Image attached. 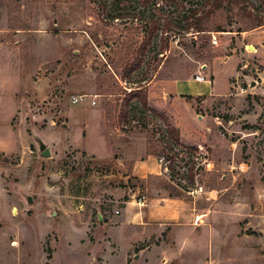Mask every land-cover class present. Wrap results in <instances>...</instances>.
<instances>
[{
  "label": "rangeland",
  "instance_id": "1",
  "mask_svg": "<svg viewBox=\"0 0 264 264\" xmlns=\"http://www.w3.org/2000/svg\"><path fill=\"white\" fill-rule=\"evenodd\" d=\"M206 2L0 0V264H264V26L228 7L188 33ZM148 156L161 175L130 177ZM161 199L182 221L118 228Z\"/></svg>",
  "mask_w": 264,
  "mask_h": 264
},
{
  "label": "crops",
  "instance_id": "2",
  "mask_svg": "<svg viewBox=\"0 0 264 264\" xmlns=\"http://www.w3.org/2000/svg\"><path fill=\"white\" fill-rule=\"evenodd\" d=\"M212 82L206 81L204 83L199 84V87L193 89L184 85L181 82L180 86L178 84L177 88L179 90L178 94L181 95H195L194 93H198L199 91H204L206 94H209L212 89ZM182 91V92H181ZM188 92V93H187ZM130 177H134L135 179L144 180L149 175L151 176H160L162 173L161 166L158 161L152 157L148 156L143 161H135L130 167ZM132 198V197H131ZM126 202V207L123 210L122 216L119 218L118 228L122 229L124 232L128 229L138 230L142 229L141 227H149L151 225L157 226H165L167 225V221L174 219L175 221L178 219L182 221L183 214L181 212V208L184 207L182 200L178 199H161L164 204H160L157 209H150V213L147 214L146 220L141 218L138 213L131 214V202ZM168 207L175 208L174 210L168 209ZM154 208V207H153ZM121 215V214H119ZM140 220H142L141 223ZM178 221V222H179ZM181 225V223H180ZM131 241V240H130Z\"/></svg>",
  "mask_w": 264,
  "mask_h": 264
},
{
  "label": "trees",
  "instance_id": "3",
  "mask_svg": "<svg viewBox=\"0 0 264 264\" xmlns=\"http://www.w3.org/2000/svg\"><path fill=\"white\" fill-rule=\"evenodd\" d=\"M140 1H142L145 5L154 4L156 2V0H140ZM258 1L260 2L262 10L264 11V0H258ZM206 6L209 7V10L206 13H203L200 15V12H194L191 14L190 21L192 22L185 29L187 32L190 31L191 29H195L198 34L208 33V32H221L222 31L221 26L215 27L214 30H210L209 26H210L212 17H214L217 14V12L224 10L225 8H228V7L231 9L238 8L239 12L244 17H247L251 22H253L255 27L264 26V17H262V15L259 14L258 9L256 10V13L248 12V7L249 6L253 7V5L249 2V0H207ZM168 30L169 28H167V31ZM165 50H167L166 46H165L164 51ZM136 92L137 93L135 94L133 98H138V100L142 103V106L144 107V109H149L147 98L143 97L140 94L141 90H138ZM182 97L185 99L191 98L187 96H182ZM153 113L157 115L156 112H153ZM167 133H168L169 138L174 142L175 145L177 146L181 145L179 130H177L176 128L168 127ZM172 170L174 169L172 168ZM191 178L192 180H194L193 175L191 176Z\"/></svg>",
  "mask_w": 264,
  "mask_h": 264
},
{
  "label": "built area",
  "instance_id": "4",
  "mask_svg": "<svg viewBox=\"0 0 264 264\" xmlns=\"http://www.w3.org/2000/svg\"><path fill=\"white\" fill-rule=\"evenodd\" d=\"M213 44L214 45L218 44L216 39L213 41ZM195 79L198 83L206 82L205 78L201 75H197L195 77ZM96 100H97V96L80 95V96H73L71 99V102L74 105H80V104L85 103V102H90L91 106H95ZM145 200H146L145 197H142L140 199V202H144ZM116 214L119 215V212H116Z\"/></svg>",
  "mask_w": 264,
  "mask_h": 264
},
{
  "label": "water",
  "instance_id": "5",
  "mask_svg": "<svg viewBox=\"0 0 264 264\" xmlns=\"http://www.w3.org/2000/svg\"><path fill=\"white\" fill-rule=\"evenodd\" d=\"M38 145H39V150H40V152H41V154H42L43 157L48 158V157L51 156V151L46 146V144H44L42 141H39ZM27 202H28V204H32V202H33L32 197L29 196L27 198ZM138 258H139V256H136V259H138Z\"/></svg>",
  "mask_w": 264,
  "mask_h": 264
}]
</instances>
